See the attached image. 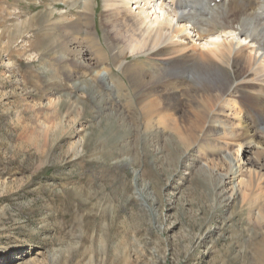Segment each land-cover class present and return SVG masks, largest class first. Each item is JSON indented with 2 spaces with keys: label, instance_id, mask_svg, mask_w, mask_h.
I'll list each match as a JSON object with an SVG mask.
<instances>
[{
  "label": "rangeland",
  "instance_id": "rangeland-1",
  "mask_svg": "<svg viewBox=\"0 0 264 264\" xmlns=\"http://www.w3.org/2000/svg\"><path fill=\"white\" fill-rule=\"evenodd\" d=\"M76 1L0 0V264H264L256 204L57 65L60 28L101 35L102 0L84 19ZM112 66L104 87L124 79Z\"/></svg>",
  "mask_w": 264,
  "mask_h": 264
},
{
  "label": "bare ground",
  "instance_id": "bare-ground-1",
  "mask_svg": "<svg viewBox=\"0 0 264 264\" xmlns=\"http://www.w3.org/2000/svg\"><path fill=\"white\" fill-rule=\"evenodd\" d=\"M75 3L83 19L98 5ZM102 7L101 35L59 29L57 65L69 78L72 67L92 75L98 92L130 97L144 134L170 132L208 172L223 173L230 197L259 205L253 214L264 222V0H102ZM110 64L124 79L104 87Z\"/></svg>",
  "mask_w": 264,
  "mask_h": 264
}]
</instances>
